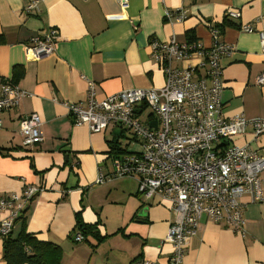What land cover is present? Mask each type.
<instances>
[{"label": "crops", "instance_id": "obj_1", "mask_svg": "<svg viewBox=\"0 0 264 264\" xmlns=\"http://www.w3.org/2000/svg\"><path fill=\"white\" fill-rule=\"evenodd\" d=\"M28 2L0 0V85L11 84L19 68L22 75L13 85L26 94L16 108L0 114V198L26 187L42 189L26 213V231L57 245L62 264H130L138 257L168 264L172 249L164 237L174 219L170 206L157 197L143 199L132 178H113L108 141L121 133L114 127L90 133L72 121L68 105L87 100L89 82L98 100L123 90L163 87L164 74L151 58L149 42L182 43L190 33L207 49L210 27L233 10L239 17L228 20L235 27L219 30V40L233 48L220 60L222 114L264 120V86L255 84L264 71L259 38L264 39V0H128L124 11L115 0H38V12L26 14ZM179 10L188 15L184 22L165 21L166 11ZM245 25L253 32L239 29ZM50 30L56 33L53 52L32 60V41L43 40ZM199 62L192 56L172 66L193 69ZM30 114L42 122V141L23 147L19 120ZM126 138L119 146L134 153L122 147ZM232 145L264 157V133L254 139L247 128ZM98 172L105 182L95 185ZM240 202L244 231L201 218L183 264H264V203L246 197ZM77 212L84 224H98L99 235L106 236L101 243L92 237L73 240ZM2 243L0 238V264Z\"/></svg>", "mask_w": 264, "mask_h": 264}, {"label": "built area", "instance_id": "obj_2", "mask_svg": "<svg viewBox=\"0 0 264 264\" xmlns=\"http://www.w3.org/2000/svg\"><path fill=\"white\" fill-rule=\"evenodd\" d=\"M115 2L123 11L128 7V0ZM38 10V0H29L23 12L32 14ZM187 17L185 10L164 14L167 23H182ZM238 17L236 11L226 13L227 19ZM239 29L253 32L249 25ZM219 33L218 29L210 27L211 46L207 49L198 41L151 40V58L164 74V85L159 89L123 90L98 100L95 85L89 82L87 100L68 105L72 121L86 126L90 133L99 134L114 127L127 140L139 143V152L113 159L112 176L134 179L143 199L157 197L170 206L174 219L164 237V242L172 249L168 264H183L187 244L197 232L201 218L223 223L226 228L242 233L244 206L240 199L246 197L251 203H264V157L246 146L232 145V139L243 135L247 128L257 139L264 133V120L223 116L220 60L229 56L233 48L219 40ZM55 34L50 30L43 40L32 41L29 48L32 60L38 61L53 52ZM259 38L264 54V39L262 35ZM192 56L200 58L196 68L172 66ZM195 73L196 79L193 78ZM255 84L264 86V71L256 77ZM25 96L16 86L2 83L0 114L16 108ZM145 108L151 111L153 118L142 124L138 116ZM155 119L157 126L154 127L151 122ZM41 125L37 114L19 120L23 147L42 141ZM104 182L105 178L98 172L94 184ZM40 192L42 189L38 186L26 187L20 194L0 198V238L11 232L21 211ZM74 241L82 242V236L76 233ZM134 264L155 263L141 260Z\"/></svg>", "mask_w": 264, "mask_h": 264}, {"label": "trees", "instance_id": "obj_3", "mask_svg": "<svg viewBox=\"0 0 264 264\" xmlns=\"http://www.w3.org/2000/svg\"><path fill=\"white\" fill-rule=\"evenodd\" d=\"M225 26L235 27L230 23V20L225 17L221 24H215L213 28L221 30ZM187 36L189 39L186 42L193 43L196 41L190 33H188ZM2 44H4V39L0 36V45ZM17 69L19 68H15L18 76L13 79L11 85H13L22 75L21 71H17ZM152 118L153 115L150 114L148 120H152ZM151 123L152 126H157L156 119ZM122 137L123 135L121 133L118 138L113 137L112 140L108 141L110 155H113L114 158H117L118 156L122 157L127 154L125 148L119 146V139ZM34 198L35 197L30 200L21 211L20 216L15 220L14 226L16 225L17 229L15 230L13 228L15 231L12 229L6 237L2 238V260L4 264H62V251L57 245L39 240L35 234L26 231V213ZM97 225L98 224H84L80 213L77 212L74 216V228L72 230L73 240L74 235L79 233L82 236V241L87 237H92L96 240L97 244L101 243L106 236L99 235ZM138 258H135L130 264L138 262Z\"/></svg>", "mask_w": 264, "mask_h": 264}, {"label": "rangeland", "instance_id": "obj_4", "mask_svg": "<svg viewBox=\"0 0 264 264\" xmlns=\"http://www.w3.org/2000/svg\"><path fill=\"white\" fill-rule=\"evenodd\" d=\"M150 114H151V111L149 109L145 108L143 110L142 114L138 116V120L140 121V123L144 124L147 121L148 116ZM133 143H136V144H133ZM121 145H122V147H126L127 150L131 151V152H139L141 149L138 142L129 141L127 139H121Z\"/></svg>", "mask_w": 264, "mask_h": 264}, {"label": "water", "instance_id": "obj_5", "mask_svg": "<svg viewBox=\"0 0 264 264\" xmlns=\"http://www.w3.org/2000/svg\"><path fill=\"white\" fill-rule=\"evenodd\" d=\"M137 112H139V110H137ZM113 135H114V136H119V133H118V132H114ZM68 150H69V149L67 148V149H65V150H63V151H65V152L67 151V152H68ZM143 212L145 213V211H143ZM143 212H141L140 215L143 214Z\"/></svg>", "mask_w": 264, "mask_h": 264}]
</instances>
